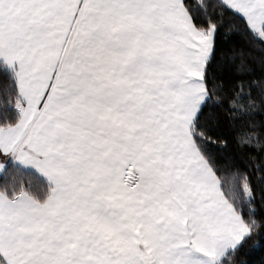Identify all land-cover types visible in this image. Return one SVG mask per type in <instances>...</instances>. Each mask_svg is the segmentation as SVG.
<instances>
[{"label": "snow or ice", "instance_id": "snow-or-ice-1", "mask_svg": "<svg viewBox=\"0 0 264 264\" xmlns=\"http://www.w3.org/2000/svg\"><path fill=\"white\" fill-rule=\"evenodd\" d=\"M0 264H264V0H0Z\"/></svg>", "mask_w": 264, "mask_h": 264}]
</instances>
